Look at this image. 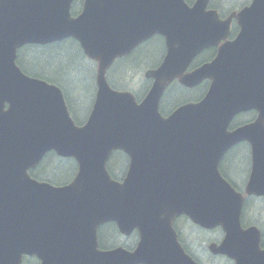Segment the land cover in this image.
I'll return each instance as SVG.
<instances>
[{"label": "water", "instance_id": "water-1", "mask_svg": "<svg viewBox=\"0 0 264 264\" xmlns=\"http://www.w3.org/2000/svg\"><path fill=\"white\" fill-rule=\"evenodd\" d=\"M74 1L0 0V264H21L24 255L42 264H123L120 249L104 256L97 249L98 228L111 221L123 233L140 230L144 244L135 262L149 263L163 242L172 258V223L181 214L203 228L224 229L223 244L211 247L215 253L238 264H264V253H255L260 232L240 225L244 197L218 169L228 148L250 142L246 193L264 196V0L226 20L207 11L210 0L193 7L185 0H85L82 13L72 17ZM234 19L241 28L237 38L225 42L211 64L182 74L197 53L227 40ZM154 33L167 37L169 51L163 65L147 73L155 83L138 104L131 93L113 91L106 72ZM68 38L99 65L96 103L80 127L58 87L16 64L24 46ZM177 76L190 87L208 78L213 83L201 103L164 118L159 101ZM249 110L259 113L256 121L229 133L234 116ZM53 150L79 164L67 186L30 175ZM115 150L131 157L122 183L106 168ZM178 262L194 264L185 256Z\"/></svg>", "mask_w": 264, "mask_h": 264}, {"label": "flooded vegetation", "instance_id": "flooded-vegetation-1", "mask_svg": "<svg viewBox=\"0 0 264 264\" xmlns=\"http://www.w3.org/2000/svg\"><path fill=\"white\" fill-rule=\"evenodd\" d=\"M233 26L232 35L229 38L230 40H233L237 35L238 27L235 23H233ZM159 45H164V42L161 39L157 42V46ZM167 52L168 48L161 64L164 62ZM217 52L218 47H210L203 50L192 60L186 72L190 73L198 69L200 66L211 62L215 58ZM209 84L210 81L207 80L196 87L187 88L180 84L179 79H175L165 91L161 99V107L167 105L171 99L182 98V101H180L181 105L188 102H196L205 96V88L209 86ZM245 115H248L249 117L240 122H235V127L245 123L253 122L254 112H250ZM251 160L250 145L248 143H241L228 151L222 160L221 169L229 180L247 182L250 174ZM230 167H234L233 172L230 170ZM251 198L258 203H262V205L257 208H248L247 202ZM249 199L245 202V208L242 214V226L243 228H248L251 226H256L259 228L262 234L260 249L264 250V197L251 196ZM216 232L219 233L220 239L205 240L185 238V231L178 230V244L183 250L184 254L189 256L195 262V264H237L235 260L231 259L225 254L214 255L211 252L210 246L212 244H217L218 246L222 244L223 231L218 228L216 229ZM134 235L136 238H133ZM138 244L139 234L137 232H134L130 235L120 234V238L118 240L106 242L105 245H103V250L108 251L115 247H119L127 252H134ZM237 252L242 253L243 251L237 250ZM255 252L258 254L260 250H256Z\"/></svg>", "mask_w": 264, "mask_h": 264}, {"label": "trees", "instance_id": "trees-1", "mask_svg": "<svg viewBox=\"0 0 264 264\" xmlns=\"http://www.w3.org/2000/svg\"><path fill=\"white\" fill-rule=\"evenodd\" d=\"M247 3V2H246ZM245 3L241 2L240 0H214L213 1V7L221 11L223 15L230 13L231 11L237 10L240 7H242ZM82 7V0H79L73 7V14L76 15L79 10H81ZM77 44V43H76ZM71 42L70 46L67 48H64L63 44H54L50 46H28L22 49L18 54L17 64L20 66V68L23 70L24 73H26L29 76L37 77L40 79H45L51 83H54L58 85L59 87L63 88V85L59 82L61 76L65 77L66 73L64 71V67L66 65L70 66L74 65L76 63H79L77 58L80 59L79 55L77 53L67 54L64 57H58L60 56V53L65 51H72L74 47L77 48L79 53H81V49L78 48V44ZM81 51V52H80ZM81 58L84 59V56L82 54ZM72 58V62H68V58ZM150 59V60H148ZM146 62H151V57H148ZM160 59V57L158 58ZM153 61V60H152ZM124 68H128L130 64L123 61ZM145 62V63H146ZM57 65L60 66V69H57ZM50 70L54 71L53 77H48L46 74ZM47 71V72H46ZM63 72V73H62ZM57 77L59 81L54 78ZM89 82V78L87 80ZM121 158V156L119 154ZM46 161L40 166L44 168L42 171L38 169L37 171L33 172L32 175L39 180L47 181L53 184L61 185L63 182H67L70 177L76 174V164L71 159H62L57 157L55 154H49L46 157ZM49 161V162H48ZM119 161V160H118ZM55 163L58 165L60 171L58 174H54L52 172V169L55 165ZM119 164H117L118 166ZM48 166V167H47ZM73 168L71 175H65L62 174V171H67L70 168ZM112 176L114 178H118L112 171H110ZM69 177V179H68ZM218 235V234H217ZM24 264H39V261L36 258H28V260L25 261Z\"/></svg>", "mask_w": 264, "mask_h": 264}, {"label": "rangeland", "instance_id": "rangeland-1", "mask_svg": "<svg viewBox=\"0 0 264 264\" xmlns=\"http://www.w3.org/2000/svg\"><path fill=\"white\" fill-rule=\"evenodd\" d=\"M242 2L246 1V0H241ZM251 1V0H250ZM248 1V2H250ZM71 43H64V48H67L70 46ZM75 49V47L73 48ZM74 52L71 51H65L60 53V56L58 57H64L67 54H72ZM78 55V54H77ZM157 53H153V56L156 57ZM80 57V56H79ZM77 60L79 61V63H76L74 65H71L72 68L68 65H66L64 67V71L66 73H70L71 74H66L65 77L60 78V81L67 84L64 85L68 91V94L70 96V98L68 97L69 100H72L75 109L77 110H81L80 114L81 116H77L78 120H82L84 119V117L89 113V109L92 105V102L94 100V84H93V73L91 72V68H92V61H90L89 59L85 58L83 60H81V58H77ZM154 60V59H153ZM72 58H68V62H72ZM61 67L57 65V69H60ZM47 72V71H46ZM63 73V72H62ZM49 77H53L54 71L50 70L49 72L46 73ZM141 79H142V75ZM89 78V82L87 81ZM181 99V98H179ZM179 99H171L170 103H174L175 101L179 100ZM49 162V161H48ZM60 171L58 165L55 163L52 172L54 174H58V172ZM73 171V168L71 167L69 170L62 171V174L65 175H71ZM197 234H205L202 232H199Z\"/></svg>", "mask_w": 264, "mask_h": 264}]
</instances>
